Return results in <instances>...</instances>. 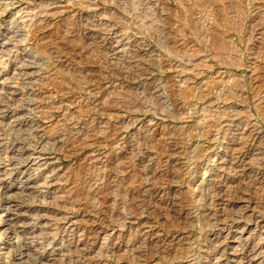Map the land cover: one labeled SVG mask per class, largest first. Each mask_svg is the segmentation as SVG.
Masks as SVG:
<instances>
[{
	"label": "rangeland",
	"instance_id": "obj_1",
	"mask_svg": "<svg viewBox=\"0 0 264 264\" xmlns=\"http://www.w3.org/2000/svg\"><path fill=\"white\" fill-rule=\"evenodd\" d=\"M0 264H264V0H0Z\"/></svg>",
	"mask_w": 264,
	"mask_h": 264
},
{
	"label": "bare ground",
	"instance_id": "obj_2",
	"mask_svg": "<svg viewBox=\"0 0 264 264\" xmlns=\"http://www.w3.org/2000/svg\"><path fill=\"white\" fill-rule=\"evenodd\" d=\"M78 249V248H77Z\"/></svg>",
	"mask_w": 264,
	"mask_h": 264
}]
</instances>
